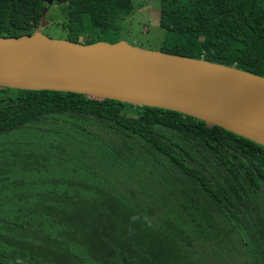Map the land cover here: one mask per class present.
Listing matches in <instances>:
<instances>
[{
    "label": "trees",
    "instance_id": "16d2710c",
    "mask_svg": "<svg viewBox=\"0 0 264 264\" xmlns=\"http://www.w3.org/2000/svg\"><path fill=\"white\" fill-rule=\"evenodd\" d=\"M52 1L85 44L120 41L134 9ZM159 4L153 50L264 77V0ZM48 5L0 0V36L31 35ZM37 159L39 189L0 185V264H264L260 143L171 109L0 86V174Z\"/></svg>",
    "mask_w": 264,
    "mask_h": 264
},
{
    "label": "water",
    "instance_id": "95a60500",
    "mask_svg": "<svg viewBox=\"0 0 264 264\" xmlns=\"http://www.w3.org/2000/svg\"><path fill=\"white\" fill-rule=\"evenodd\" d=\"M0 86L171 109L264 145V77L125 40L85 44L40 26L31 35L0 36Z\"/></svg>",
    "mask_w": 264,
    "mask_h": 264
},
{
    "label": "rangeland",
    "instance_id": "374dc122",
    "mask_svg": "<svg viewBox=\"0 0 264 264\" xmlns=\"http://www.w3.org/2000/svg\"><path fill=\"white\" fill-rule=\"evenodd\" d=\"M63 6V3H55L45 8L42 15L43 20L40 24L42 33L53 38L65 37L66 32H63V23L65 22ZM159 16V0H134L133 11L117 20V24L122 26L121 40L132 42L133 45L140 43L148 49L158 48L161 40L169 36L164 29L158 26ZM40 161V159H37V162L33 161L32 164L22 167L17 165L12 168V173L0 174V185L7 184L9 180L13 179L18 181L19 188H23L24 191L30 188L39 189L41 172L36 167L40 166ZM3 167L4 165H0V169Z\"/></svg>",
    "mask_w": 264,
    "mask_h": 264
}]
</instances>
